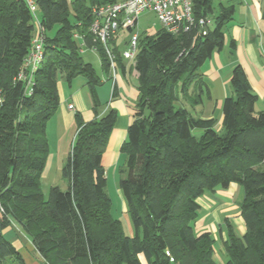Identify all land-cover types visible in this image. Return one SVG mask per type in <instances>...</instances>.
Returning a JSON list of instances; mask_svg holds the SVG:
<instances>
[{"label": "trees", "instance_id": "trees-1", "mask_svg": "<svg viewBox=\"0 0 264 264\" xmlns=\"http://www.w3.org/2000/svg\"><path fill=\"white\" fill-rule=\"evenodd\" d=\"M45 35L42 60L32 80L17 79L31 47L34 22L22 0H0V264H24L4 238L16 222L43 264H216L215 240L197 235L199 199L237 184L245 233L226 224L224 264H264V111L241 66L230 76L231 95L223 100L220 128L214 119L194 118L181 102L196 88L201 101V66L220 51L233 6L192 0L194 19L210 17L202 35L197 27L171 35L163 29L139 34L131 63L138 97L126 140L118 187L133 235L111 214L102 156L117 119L99 113L95 88L100 78L84 61L79 43L94 50L102 71H111L104 48L89 27L92 9L115 0H34ZM264 20V4L262 7ZM130 31L109 42L114 70H124L117 40L126 48ZM77 35L79 39L74 38ZM234 48V43L230 44ZM94 53V52H93ZM128 62V61H127ZM24 71V75H28ZM86 80L94 118L75 113L77 132L61 169L67 190L42 194L41 180L49 145L46 125L59 105L57 83Z\"/></svg>", "mask_w": 264, "mask_h": 264}, {"label": "crops", "instance_id": "crops-1", "mask_svg": "<svg viewBox=\"0 0 264 264\" xmlns=\"http://www.w3.org/2000/svg\"><path fill=\"white\" fill-rule=\"evenodd\" d=\"M220 1L223 5L233 6L234 9L232 19L224 28L223 48L214 52L200 68L205 83L200 103L192 104L191 98L196 93V88L190 89L189 96L181 102L192 117L214 119L217 130L220 128L223 100L232 93L229 80L235 66L243 68L252 92L258 97L256 111H264V20L262 18L264 0H236L237 7L232 2L235 0H230L231 4H227L229 0ZM231 43L235 45L233 49ZM95 59L91 65H94L95 70L97 69L100 78V84L95 88L100 105L99 113L103 114L110 109L117 113L114 128L102 156V165L108 181L109 172L112 171L115 175L123 158L117 149L122 141L126 140L127 128L132 121L138 97L137 76L131 68V63L125 59L124 70L117 69L114 77L111 71L108 73L102 71L99 58L95 57ZM57 88L59 105L55 115L47 123L46 136L49 143L47 158L50 160L55 158L60 163L68 154L77 132L75 113L80 114L84 122L91 121L94 114L85 79L81 84L71 83L70 86L63 79H59ZM68 105H72L74 110H69ZM43 178H45L44 174L41 187H43ZM241 194L237 184H230L226 189H217L214 193L206 192L199 199L200 210L194 231L197 235L210 233L214 238L213 259L216 264H224L226 259V256H223L225 253L221 252L226 241V224L233 228L238 237H242L245 233V225L239 210ZM123 208L125 214L126 208L125 206ZM125 220V232L132 237L133 230L126 217ZM3 236L21 256L24 264H43L30 239L16 222L11 221L10 226L3 231ZM140 259L142 264H145L144 260Z\"/></svg>", "mask_w": 264, "mask_h": 264}, {"label": "built area", "instance_id": "built-area-1", "mask_svg": "<svg viewBox=\"0 0 264 264\" xmlns=\"http://www.w3.org/2000/svg\"><path fill=\"white\" fill-rule=\"evenodd\" d=\"M27 6L34 22V35L31 40V47L28 55L23 62V70H20L17 79H27L28 83L32 80V73L42 60L45 35L37 18L34 7V0H22ZM145 12H151L155 15L160 28L171 35H177L181 32L189 31L197 27L202 35L206 34V28L211 26L212 19L204 17L194 19L192 15V0H123L113 2L99 7H94L92 13L93 21L89 27L94 41H98L109 59L111 72L114 77V57L109 48L110 40L120 31L129 30V39L122 56L132 62L137 50L140 31L138 29V20L140 15ZM77 40L79 37L74 35ZM80 53L87 50L83 42L79 43ZM89 51L95 52L90 49ZM27 70L28 75H24ZM69 110H74L72 105H68Z\"/></svg>", "mask_w": 264, "mask_h": 264}, {"label": "rangeland", "instance_id": "rangeland-1", "mask_svg": "<svg viewBox=\"0 0 264 264\" xmlns=\"http://www.w3.org/2000/svg\"><path fill=\"white\" fill-rule=\"evenodd\" d=\"M68 1L71 2L73 0H68ZM115 1L121 2L123 0H115ZM232 2H233L234 6H236V7L238 6V2L236 0L232 1ZM220 3H221L220 0H212V7L214 9V15L212 16V18L216 15L218 5ZM227 4H231L230 0H229V2H227ZM34 11H35L37 18H39V13H38V9H37L36 5L34 7ZM138 29H139L140 33L153 35L160 29V25L157 22L155 15L153 13L145 12L142 15H140V17H139ZM123 40H124V38L122 36L117 40V45L119 46V51L121 53L123 52V50L125 48L124 47L125 45L123 44ZM82 56L84 58V61L87 63H90V64H93L92 62H94L96 60L95 57L96 58L98 57L97 53H92V52H84L82 54ZM95 67H97V65H95ZM82 81H84V78L78 77L72 81V85L81 84ZM46 128H47V125H46ZM110 135H111V133H110ZM119 138H120V136H119ZM46 140L48 142L47 136H46ZM123 143H124V141H122V143L118 146V149H117L118 151H120V147ZM108 149H110V148H108ZM69 152H70V150L68 151V154H69ZM67 155L63 159V161H61L60 163L55 158H54V160L53 159L50 160L49 158H47L46 163H45V167H44V171H43L45 178H43L44 181H43V187H42V194H43L45 199L47 198L48 190L51 186H56L62 191L67 190V186H68L67 181H66V179H64L61 176V169L67 160ZM121 159L122 160L120 161L119 167L123 166V164L125 162L124 156ZM119 167L117 168V172L115 173V175H114V173H112V171L109 172L108 181H107V185H106V193L111 200V214L114 216V218H118L122 222L123 226L126 228L125 217L127 218L128 222L130 223V226H131V222H130L128 214L127 213L124 214V212H123V210H124L123 207L125 206V203H124L123 197H122L121 192H120L119 187H118V181H119L120 177L125 178L126 176H125V173L123 175H120V173H119L120 168ZM113 172H114V170H113ZM241 199H242V194H241ZM131 228H132V226H131ZM221 252L224 253L223 248H222ZM223 256L225 257L224 254H223ZM224 257H223V259H224Z\"/></svg>", "mask_w": 264, "mask_h": 264}]
</instances>
